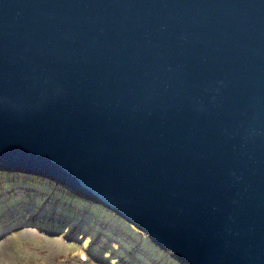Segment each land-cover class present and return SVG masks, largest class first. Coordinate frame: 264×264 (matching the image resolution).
I'll return each instance as SVG.
<instances>
[{
	"label": "water",
	"instance_id": "water-1",
	"mask_svg": "<svg viewBox=\"0 0 264 264\" xmlns=\"http://www.w3.org/2000/svg\"><path fill=\"white\" fill-rule=\"evenodd\" d=\"M0 170L264 264V0H0Z\"/></svg>",
	"mask_w": 264,
	"mask_h": 264
},
{
	"label": "rangeland",
	"instance_id": "rangeland-1",
	"mask_svg": "<svg viewBox=\"0 0 264 264\" xmlns=\"http://www.w3.org/2000/svg\"><path fill=\"white\" fill-rule=\"evenodd\" d=\"M19 187L22 186L17 185L7 189L1 187L0 198L4 197V195L7 196L8 194H10V192H16L19 189L23 190ZM48 200L46 199L41 201L39 203L40 206H46ZM40 206L38 209H40ZM49 206L50 205H47L46 207L50 208ZM85 208L86 209L83 208V210L87 211L88 207ZM8 209H11V207ZM33 210H31V212ZM43 210L46 211L45 209ZM7 212L8 210L4 212V214H7ZM32 213L34 215L29 216L26 219V222L28 221L30 224L16 227L15 229L8 232V234H5V230H2L0 228V264H112L109 261L111 260V255L113 254V252H116L118 249H123L121 243L115 242V244L117 245L115 249H111L110 253L106 254V250H109L108 248H110L108 243L112 241V238H110L108 235L101 234L100 231L103 227L100 226L99 221H95L91 225L87 224V227L83 228L85 230L84 232H86L87 234L84 236H78L77 233L79 234L80 230L82 229L81 227L85 223H83L84 218L77 223L73 222L71 224H68L67 226H63L66 228L70 226L68 229L65 228V230H61L58 228V226L61 224L60 222L57 226L51 224L54 227H51L50 230H43L39 226L35 225L34 222H40L38 219H36L38 215L40 216L46 214H41L40 211ZM53 213V208H50L47 212L48 216ZM59 215L62 216L61 214ZM52 216H54L52 219H55V214H53ZM101 219L104 223H108L111 226L121 225V223L117 219L109 215L102 216ZM2 220L3 219H1V221ZM19 220L22 221L21 219ZM1 221L0 225H2ZM41 222L42 224L49 223H44V221ZM125 229L126 231H129L128 227ZM84 232L82 234H84ZM102 235L103 238H105L103 240V247L98 244L101 240ZM88 236L91 238L90 240L86 239ZM131 236L132 238L137 237L133 233L131 234ZM136 242L137 243H133L132 246L128 245V248H130L131 250L130 253H128L130 259H134L132 255L135 252V249H139L138 244L141 242V239L139 238V240ZM95 245L96 248H94ZM98 245L101 247H99ZM104 255H106V257ZM115 255H113V257H119ZM156 255L160 264L171 263L164 255ZM117 260L122 262L119 258ZM148 263L152 264L151 261H148ZM113 264H119V262Z\"/></svg>",
	"mask_w": 264,
	"mask_h": 264
},
{
	"label": "trees",
	"instance_id": "trees-1",
	"mask_svg": "<svg viewBox=\"0 0 264 264\" xmlns=\"http://www.w3.org/2000/svg\"><path fill=\"white\" fill-rule=\"evenodd\" d=\"M17 185L22 186L19 188H22L23 190L19 189L16 192H10V194H8L7 196L4 195V197L0 198V214L6 212L7 208L10 207L13 210H22L18 208L20 204H25L28 208L39 210V203L43 200L49 199L46 204L50 205L49 207L53 208L56 214H62L61 217L57 215V217H55V219L51 221L50 225L53 224L57 226L59 224V220L63 219L64 222H67L73 218V222H77L85 218L86 223L88 222V224L90 225L95 221H99L100 226L103 227L100 231L101 234L108 235L110 238H112V241L108 243L110 248H108L109 250H106V254H109L111 249H115V247L117 246L115 242L121 243L123 249H118L111 255L112 264L118 262L119 264H149L148 261H151L152 264H160L156 254H162L167 257L171 262L170 264H184L177 257H174L161 248L159 249L158 247H155L145 236L137 232L132 226L126 224L119 217L114 216L106 208L104 209L101 206H98L96 204L93 205L84 199H80L79 197L68 191L65 187L57 186L54 184V182L46 180L40 176L37 177L31 174L26 175L19 172L14 173L8 171H0V188L2 187L4 189H7ZM46 206L44 205L42 207L46 210L45 212H48L50 208H47ZM85 207H88V212L83 211V208L86 209ZM21 213H23V211H21ZM105 215H109L117 219L121 223V225L111 226L108 223H104L101 218ZM84 227H87V224H84ZM127 227L129 228V231H126L125 228ZM132 233L137 237L132 238ZM139 238L141 239V242L138 244L139 249H135V252L132 255L134 259H130L128 253H130L131 250L130 248H128V245L132 246L133 243L136 244V241H138ZM88 239L90 240L91 238L89 237ZM104 239L105 238H103L102 235L101 240L98 244L102 246L104 243ZM94 248H96V245ZM113 255L119 256L118 258L122 262L118 261V258L113 257Z\"/></svg>",
	"mask_w": 264,
	"mask_h": 264
},
{
	"label": "clouds",
	"instance_id": "clouds-1",
	"mask_svg": "<svg viewBox=\"0 0 264 264\" xmlns=\"http://www.w3.org/2000/svg\"><path fill=\"white\" fill-rule=\"evenodd\" d=\"M1 171V170H0ZM4 172V171H3ZM32 175V174H31ZM38 177V176H37ZM41 177V176H40ZM43 178V177H42ZM44 179H46V178H44ZM48 180V179H47ZM53 182V181H52ZM55 184V183H54ZM58 186V185H57ZM92 204V203H91ZM19 209H22V210H17V209H8L7 208V210H8V212H7V214H0V221H1V219H3L1 222H2V225H0V228L2 229V230H5V234H8V232H10L11 230H13V229H15L16 227H19V226H25L26 224H30L28 221L26 222V219L29 217V216H33L34 214L32 213V212H38V211H40L41 212V214H46V215H38L37 216V218L36 219H38L40 222H34V224L35 225H37V226H39L41 229H43V230H50L51 229V227H54V226H50V223H51V221L52 220H54V219H52L54 216H52L53 214H55V216L57 217V215H59V214H56V212L54 211V213L53 214H51L50 216H48V214H47V212H45L44 210H43V207H41L40 206V209L39 210H36V209H34V208H28V207H26V205L25 204H20L19 205V207H18ZM34 209V210H33ZM31 210H33L32 212H31ZM44 212H43V211ZM21 211H23V213H21ZM84 211V210H83ZM85 212H87V211H85ZM62 215V214H61ZM60 216V215H59ZM61 217V216H60ZM118 217V216H117ZM19 219H21L22 221H20ZM73 220H74V218L73 219H71V220H69V221H67V222H64V221H62V220H59L58 221V223L60 222L61 224L58 226V228L59 229H64L65 230V228L66 227H63V226H67L68 224H71L72 222H73ZM81 220H83V219H81ZM122 220V219H121ZM29 221H33V220H29ZM41 221H44V223H48V224H42V222ZM80 221V220H79ZM79 221H77V222H79ZM76 222V223H77ZM85 222V223H84ZM83 223L84 224H88V222L86 223V220H85V218H84V220H83ZM97 223H99V222H97ZM63 224V225H62ZM90 225V224H89ZM70 226H68V228H69ZM68 228H66V229H68ZM82 229L80 230V232H79V234L77 233V235L78 236H81V235H86L87 233L86 232H84L85 230L83 229V228H86V227H84V225L81 227ZM84 232V234H82ZM76 233V232H75ZM141 234V233H140ZM89 238V236L86 238L87 240H89L88 239ZM105 257H106V255H104ZM112 261V259L109 261V262H111Z\"/></svg>",
	"mask_w": 264,
	"mask_h": 264
}]
</instances>
